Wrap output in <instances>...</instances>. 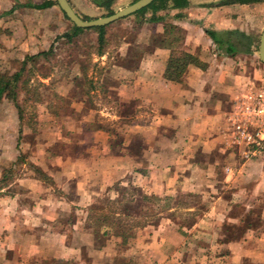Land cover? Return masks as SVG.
<instances>
[{"label":"crops","instance_id":"1","mask_svg":"<svg viewBox=\"0 0 264 264\" xmlns=\"http://www.w3.org/2000/svg\"><path fill=\"white\" fill-rule=\"evenodd\" d=\"M133 1L68 0L79 16L115 12ZM187 2L177 8L168 2L156 11L162 17L156 22L149 21L151 9L139 13L136 37L123 35L115 56L103 53L96 58L106 66L99 84L112 81L109 89L121 107L133 102V123L126 125L129 133L139 135V145H132L126 133L115 147L117 136L109 127L121 115L98 105L89 112L99 113L100 123L111 125L94 126L85 154L49 152L59 134L51 131L47 135L57 137H47L46 132L35 150L24 151L38 170L20 165L8 179L3 178L7 171L2 166L17 158L19 129L6 127L5 117L0 119V142L11 144L9 149L0 146V264H30L33 259L47 264H111L119 257L126 258V264L131 259L133 264H264V155L243 157L244 147L229 145L226 129L235 102L264 88L259 82L264 63L256 26L259 18L264 21V0ZM33 4L0 0V70L26 54L47 50L69 27L58 4ZM176 14L181 17H173ZM169 23L181 30V48L204 64L188 65L182 82L165 79L170 49L153 43L166 37ZM209 30L234 34L230 42H216ZM131 51H137L136 56ZM78 102L85 108L82 100ZM12 107L0 102V113L7 111L15 121ZM48 114L43 113L42 120L53 118ZM130 179L145 195L174 198L189 193L200 195V201L184 205L181 220L164 215L155 225L133 227L127 240L106 223L95 228L91 208L101 197L116 199L120 186ZM176 206L181 205L171 203L170 212Z\"/></svg>","mask_w":264,"mask_h":264},{"label":"rangeland","instance_id":"2","mask_svg":"<svg viewBox=\"0 0 264 264\" xmlns=\"http://www.w3.org/2000/svg\"><path fill=\"white\" fill-rule=\"evenodd\" d=\"M33 1L36 4L42 0ZM103 16H107V14L97 16H86L84 14L80 15L82 19H84L83 17H87V19L84 20H90ZM140 18L142 17L139 13L130 14L106 25L104 30L105 40L103 44H99L97 40V31L94 29H86L73 35L72 33L74 24L65 17L69 27L66 29V31H63L61 34L57 35L58 38L54 39L53 42L50 43L52 44V47L48 54L35 56L32 60L28 61L25 68L26 70H30L31 78L24 87L21 85V81L23 82L24 80L18 81L16 85V104L13 100L14 96L4 97L1 100V102L6 103L7 105L14 106L12 108L17 115L14 116L15 121H10L9 113L7 111H2L0 114H4L3 116H0V119L5 117V121L7 120L5 123L6 127L17 125L19 129V139L16 144L17 150H19L17 153L18 155H16L17 158L15 161L6 160L4 162L2 167L5 169L4 171H7V174H5L3 178L7 177L8 179H13V172L18 173V169L21 168L20 165L28 169L38 170L37 166L31 163L28 159V153H25L26 150H35L36 143L45 137L44 134L46 132L47 137L56 136L57 133H50L47 135L51 131H58L59 134L57 135L59 137V141H56L53 144V147L51 146L49 152L51 151V153L57 154L66 153L72 156L75 155V153L85 154L88 146L90 145L89 141L91 131H93L94 126L109 124L106 123V121L100 123L102 118L100 117L99 113L94 116L92 115L93 113L89 112V108H94L98 105L100 107H106V109L109 111H116L119 116L121 115L120 119L117 120V122H115V124H113L111 127H109V129L117 136L114 138L115 147L120 143L118 139L122 136V134L126 133L129 134L128 138H132L134 142L132 145L137 146L141 143L139 135L129 133V125H126V123H133L131 116H134L136 113L134 112L133 102L121 107L116 101L117 99L115 93L113 94L111 91L112 89H109V87L113 85L112 81L110 79H106L104 82L99 84L97 79L100 80V78H102L101 76H104L103 70L106 68V66L104 67V65H101L96 61L97 56H99L97 52L101 50L106 55L115 56L118 50L117 45L119 41L122 40L123 35L129 39L136 37V30L139 28ZM263 24V19L259 18L256 25L258 27L259 34L262 32L261 28ZM64 33L72 34V38L62 36ZM50 46L47 49H49ZM132 50L137 49L134 48ZM131 54L136 56L137 51H131ZM133 58L135 59V57ZM77 59L79 60L77 61ZM22 60H12L8 62L6 66H4L0 71L13 74L20 68V61ZM117 62L120 63L121 60L117 59ZM77 72L81 74L79 78ZM25 76H27L26 71L23 72L22 78ZM74 76H77L78 79L73 80ZM260 81L264 82V78L259 80V82ZM91 90H93L94 93H92ZM95 90H97V92ZM58 91H62L64 93L60 94ZM80 100L84 102L85 108H79L78 101ZM44 109L47 111H44ZM142 111L147 110L145 108ZM43 113H49L48 115L52 116L53 118L42 120ZM142 114L144 118H148L147 113L142 112ZM92 117L94 119L95 125L89 121V119H92ZM47 123L48 125H46ZM1 126H4V124L0 123V127ZM48 127H51L50 130H45ZM80 128H82V130H80ZM124 130L127 131L124 133ZM22 132L24 133L22 134ZM22 138L27 141L23 142ZM62 138L66 141H62ZM44 143L45 142L39 144V149L45 145ZM64 145L67 147V151H62L66 148H63ZM0 146H4V148L7 149L11 148V144L2 145L1 142ZM134 187L137 186L132 183L131 179L129 180L128 185L120 186V189L118 190L119 196L116 198L117 200L113 199L116 202H114L112 205L107 202V197H101L99 199L100 203L91 208L93 214L92 219L95 228L102 224L101 222L104 217L108 218L110 224L113 221L116 222L117 220H121L122 225L125 224L124 229L128 228V223L137 220L144 222V225H155L164 215H170L173 217L175 216L180 219L179 217L182 218L183 212H185L182 209L184 205L198 204L200 201V195L189 193H179L174 198L169 196L159 197L153 194H146L148 199L147 201H144L143 204L147 207L141 209V207L133 205V207L129 210L130 215L125 216V214H123L124 212H121L120 210H122L126 201L130 200L131 198L133 200L134 198H137ZM154 197L159 199L156 200L157 198ZM172 199H174V201ZM171 203H176L181 206H176L175 210L170 212L169 209L171 208ZM110 210H114L116 212L111 213L109 217L108 212ZM119 211L121 214L118 213ZM138 213H140V215L146 214L147 217L145 218L143 216L142 218H139ZM110 226L116 228L115 225ZM133 232L134 231L131 229L128 234H124V238L127 240V237H131ZM33 260L34 261H31L30 264H40L42 261L39 259ZM124 260H126V258L122 259V257H119L111 264H126ZM42 262L43 264L48 263L46 260ZM133 263H135V261L131 259L130 263L128 264ZM53 264H58V262Z\"/></svg>","mask_w":264,"mask_h":264},{"label":"trees","instance_id":"3","mask_svg":"<svg viewBox=\"0 0 264 264\" xmlns=\"http://www.w3.org/2000/svg\"><path fill=\"white\" fill-rule=\"evenodd\" d=\"M255 1H261V0H224V3H228V2L250 3V2H255ZM168 2L171 3V5H170L171 8L183 7V6L187 5V3H188L187 0H153L147 6L137 10L136 12H134L132 14L142 13V12L146 11L147 9H151L152 13H151V16L149 17V21H153V22L160 21L162 19V17L156 16V11H158L159 9L166 8ZM52 4H58V3L56 0H46L40 4H33L34 5L33 7H37V8L47 7V6H50ZM112 13H113V11L110 10L107 13V15L112 14ZM63 14H64V12H63ZM64 16L67 18V16L65 14H64ZM173 17L179 18V17H181V15L176 14V15H173ZM83 18L87 19V17H83ZM85 29H94L95 31H97L98 43L103 44V42L105 40V37H104L105 26H95L92 28H80V27L73 25V33L72 34L75 35L77 32L83 31ZM165 32H166V34H165L166 37H164L163 39H160V38H159V40L153 39V43L161 42V44H165L170 49V56H169L167 64H166L164 77H165V79H167L169 81L182 82V80H183L182 76H183L188 65H197V66L202 67V66H204V64L202 62H200V60L197 58V56H195L194 54L189 53V52H187L181 48V45L183 42V35H182L179 27L169 23V24H167V26H165ZM207 33L216 42H219L222 40L230 42L231 41V35L234 34L233 32L220 33V32L213 31V30H209V31H207ZM72 34L64 33L62 36H66V37L70 38L72 36ZM167 35L170 37H167ZM57 38H58V36H56L55 39H57ZM51 47H52V44H51L50 48L47 50L40 51L37 54L26 55L25 58L22 61H20V63H21L20 68L16 72H14L13 74H8L6 72L0 71V102L4 97L14 96L13 100L16 104V100H15L16 99V93H17V91H16L17 86L16 85H17L18 81L24 80L23 82L21 81V85L24 87L28 83V80H30V78H31L30 77L31 76L30 70L29 69L26 70V68H25L28 61L32 60L35 56H38V55H47L48 52L50 51ZM232 48L234 49V46H229L227 49H232ZM97 53H98V55H102L104 52L101 50ZM79 63H80V61H79ZM80 65H81V63H80ZM24 71L27 72V76L22 78ZM77 79L78 78L76 76L73 77V80H77ZM86 94H87V92H86ZM19 118H20V114H19ZM134 189L136 191L137 198H134V200L131 198L130 200L126 201L123 205L122 210H120L121 212H124L123 214H125V216L130 215L129 210H130V208L133 207V205L141 207V209L142 208L144 209L147 207L143 204V202L147 201L148 197L145 194H143L139 188L134 187ZM154 198H157V197H154ZM158 199L159 198H157L156 200H158ZM115 200H117V199H115ZM115 200L109 199V200H107V202L110 205H112V204H114V202H116ZM120 211L118 212L119 214H121ZM115 212L116 211H114V210H110L108 212L109 217H110L111 213H115ZM138 215H139V218H142L143 216L145 218L147 217L146 214L140 215V213H138ZM101 223H106L109 225L110 221L108 220L107 217H104ZM144 224L145 223L142 221L140 222V220L131 221V223L127 224L128 228L124 229L125 224L122 225V221L117 220L116 222H114V221L111 222L110 225H115V227H116L115 229H117V233L119 235H124L125 233L128 234V232L131 231V229L133 227L143 226Z\"/></svg>","mask_w":264,"mask_h":264},{"label":"built area","instance_id":"4","mask_svg":"<svg viewBox=\"0 0 264 264\" xmlns=\"http://www.w3.org/2000/svg\"><path fill=\"white\" fill-rule=\"evenodd\" d=\"M227 121L229 145H242L246 159L264 155V88L239 98Z\"/></svg>","mask_w":264,"mask_h":264},{"label":"water","instance_id":"5","mask_svg":"<svg viewBox=\"0 0 264 264\" xmlns=\"http://www.w3.org/2000/svg\"><path fill=\"white\" fill-rule=\"evenodd\" d=\"M61 10L67 16V18L77 27L80 28H92L95 26H106L120 18H123L127 15H130L137 10L147 6L153 0H135L131 4L109 14L107 16L98 17L90 20L82 19L71 7L68 0H56ZM259 57L260 60L264 63V27L260 36V45H259Z\"/></svg>","mask_w":264,"mask_h":264}]
</instances>
